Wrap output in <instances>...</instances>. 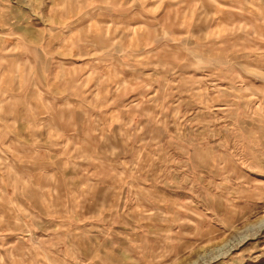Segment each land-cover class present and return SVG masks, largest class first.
Wrapping results in <instances>:
<instances>
[{
	"label": "rangeland",
	"instance_id": "1",
	"mask_svg": "<svg viewBox=\"0 0 264 264\" xmlns=\"http://www.w3.org/2000/svg\"><path fill=\"white\" fill-rule=\"evenodd\" d=\"M0 264H264V0H0Z\"/></svg>",
	"mask_w": 264,
	"mask_h": 264
}]
</instances>
